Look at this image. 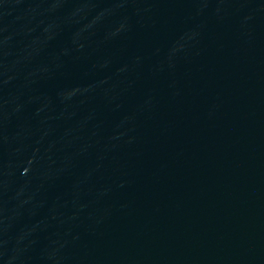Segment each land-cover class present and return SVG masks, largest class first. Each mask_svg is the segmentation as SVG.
I'll list each match as a JSON object with an SVG mask.
<instances>
[{
  "label": "water",
  "instance_id": "obj_1",
  "mask_svg": "<svg viewBox=\"0 0 264 264\" xmlns=\"http://www.w3.org/2000/svg\"><path fill=\"white\" fill-rule=\"evenodd\" d=\"M0 264H264V0H0Z\"/></svg>",
  "mask_w": 264,
  "mask_h": 264
}]
</instances>
